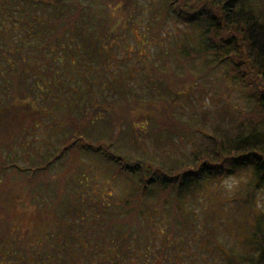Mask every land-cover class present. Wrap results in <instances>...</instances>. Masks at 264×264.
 <instances>
[{
	"label": "trees",
	"instance_id": "trees-1",
	"mask_svg": "<svg viewBox=\"0 0 264 264\" xmlns=\"http://www.w3.org/2000/svg\"><path fill=\"white\" fill-rule=\"evenodd\" d=\"M100 1L105 10L110 5L116 6V9L119 8L117 4L127 3V0ZM128 1L129 4L122 8L127 12V18H132L137 12V5L132 0ZM163 3L164 10L169 8L175 18L197 30V48L193 50V54L181 47L180 52L177 51V55L184 59L189 54L195 55L194 59L201 58L198 66H192L184 60L187 68L191 67L197 71L194 76L196 75L198 79L217 71L216 79L219 78L221 86L228 91L235 90L244 98L243 105L232 106L228 111V126L220 129L221 131L216 129L208 132L189 125L181 127L179 124L177 127L170 125L171 119L169 121L164 119L162 125H159V131H153L155 138L161 143L162 137L173 138L177 135V139L184 140L192 138L193 134L190 133L194 130L201 134L198 142L191 141L192 147L188 152L179 155L171 156L168 153L166 157L142 158L138 154L132 156L113 154L106 145L105 153L101 152L103 146H99L97 150H91L85 142L79 146L83 148L82 150L94 154L91 156L95 159L110 161L102 168L105 173L103 179L118 185L122 195L107 199L99 193L98 198L110 203L126 199L124 206L112 218L106 216V209L109 207L105 202L92 197L83 199L85 202L96 201L89 203L90 217L85 212L80 214L79 226L69 227V222L62 218V213L58 209L66 207L63 205L65 200L61 202L64 197L59 195V191L62 192L65 185L64 176L69 175L73 169L84 175L82 179L84 183L91 184V167L82 169V166H79L80 162L75 158L69 159L68 164L67 161H62V166L66 164L67 166H61V171L56 174L52 165H57V160H42L36 165H19L16 161L5 164L4 168L14 167L19 172L26 171L24 176L27 175L26 178L30 180L27 192L32 203L42 199L44 204L52 206L51 211L47 212L49 214L47 221L37 224L33 221L25 233L17 227H5L0 224V264H74L68 262L69 258L79 253L83 258L82 261L78 259V264L96 262L128 264L138 252L141 254L140 258L144 257L142 260L144 264H156L160 257L158 252L162 249H153L155 237L152 234L151 237L147 235L156 225L153 222V215L160 210L172 214L171 222L175 234L177 226L189 224L188 215L191 214L193 207L187 206L186 203L195 200L196 193H205L207 189L210 198L216 195L211 190L221 179L230 176H244L245 179L239 181L234 193L231 196H224L220 204L232 200L233 209L246 211L245 219L256 211L252 218L253 224L248 225L245 219L243 220L245 226L251 230L249 238L245 239L250 250L247 255H241L229 248L225 249L216 238V241L214 238L211 240L214 234L207 231L201 233L199 239L203 245L211 249L210 252L215 253L218 249L217 252L224 257L223 264H264V204L257 199L258 195H261L260 199H264V10H258L255 0H164ZM81 12L80 0H0V74H4L1 83L3 92L6 90L11 92L14 86V97L16 95V98L10 97L8 104L0 103V109L10 106L15 109L25 108L27 112L32 108L30 102L34 98L37 99L38 90L35 88L36 85L27 79L28 65L43 66L49 62L60 61L63 64L53 67V71L57 73L66 67V63L73 62L70 56L65 55L68 51L81 46L80 55L77 56L80 61L86 48L88 52L94 48L97 49L99 58V50L105 42L111 38L122 39L117 32L118 27L112 26L104 31L103 24L98 22L95 23L98 32L97 44L95 42L93 44L91 35L81 37L79 34ZM105 32L108 33L106 37L100 39V35ZM33 37L35 40H32ZM32 47H35V51L31 53L34 56L33 60L29 59L27 52L22 53L24 48L30 50ZM17 50L20 51L19 55ZM165 51V58L168 59L170 52ZM167 59L164 62H169ZM149 63L151 62L147 65V76L154 81L157 80L160 85L172 87L174 83L169 80L172 79L171 76ZM37 72L36 70L35 73ZM5 73L9 74L8 78L14 80L13 83ZM41 74L34 75L37 83H40V80H48V76ZM198 79L194 78L197 81L189 84L195 88ZM204 95H209L207 89ZM201 97L196 96V99L199 100ZM153 114L146 115L147 122H154V118H151ZM67 149L64 148L65 151ZM56 175L62 176L58 179L62 184L53 183L55 187L48 186L55 181ZM34 187L36 188L33 190ZM73 188L78 186L70 187L68 191L74 193ZM51 191L54 196L52 200ZM80 194L83 195V191ZM147 200L153 201L146 203ZM76 202L73 200L72 206ZM68 204L70 206V203ZM25 206L26 208L31 206L30 199ZM158 206L161 207L157 208ZM42 211L46 209L40 208L39 214ZM70 213L72 217L77 215L73 207L70 208ZM144 213L148 216L144 219L146 226H143L144 223L140 220ZM175 216H179L182 221H177ZM140 237L144 244H141ZM170 240L167 236L163 246L178 245L181 241L179 238ZM218 245L225 249L224 252L219 250Z\"/></svg>",
	"mask_w": 264,
	"mask_h": 264
},
{
	"label": "rangeland",
	"instance_id": "rangeland-1",
	"mask_svg": "<svg viewBox=\"0 0 264 264\" xmlns=\"http://www.w3.org/2000/svg\"><path fill=\"white\" fill-rule=\"evenodd\" d=\"M133 1L137 5V12L132 18H127V12L122 7L129 4L128 0L127 3L117 4L119 8L115 9L116 6L110 5L106 10L100 0H80L82 12L79 34L81 37L94 35L98 39L95 28V23L98 22L103 24L104 31L112 26L118 27L117 32L122 39L111 38L105 42L99 50V58L94 48L90 52L86 48L80 61L77 56L80 55L81 46L68 51L65 55L70 56L73 62L66 63L64 67L66 69H60L57 73L53 71V67L63 64L60 61L49 62L43 66L42 64L28 65L27 79L35 84L38 90L37 99L34 98L35 101L33 99L30 102L32 108H29L27 112L25 108L18 109L19 107L15 109L9 106L0 109V224L5 227H17L25 233L33 221L36 224L47 221L52 206L44 204L42 199L32 203L31 196L27 192L30 188V180L26 178L27 175L24 176L26 171L19 172L14 167L4 168L5 164L16 161L19 165H36L42 160H57V165H52L56 174L62 167L67 166L69 159L75 158L77 162H80L79 166H82V169L91 167V184L84 183L85 181L82 180L84 175L78 174L73 169L70 170L69 175L64 176L65 185L63 191H59V195L64 197L61 202L65 200L63 205L66 207L62 206L58 209L62 213V218L69 222V227L79 226L80 214L85 212L88 215L89 203L100 199L109 207L106 209V216L112 218L124 206L126 199L110 203L103 198H98L99 193L107 199L122 195L118 185L103 179L105 173L102 168L110 161L95 159L91 156L94 154L82 150L83 148L79 146L84 142L91 147V150H97L99 146H103L101 152L105 153L106 145L113 154L117 153L121 156L122 154L128 156L138 154L142 158L166 157L168 153L171 156L179 155L182 152H188L192 147L191 141L198 142L201 134L194 130L190 133L193 137L189 139L185 137L184 140L177 139V135L173 138L162 137L161 143L155 138L154 133L159 131V125H162L164 119L167 121L171 119L170 125L177 127L179 124L181 127L189 125L208 132L216 131V129L223 130L228 126V111L233 105H243L244 98L235 90L228 91L221 86V82H218L219 78L216 79L217 71L198 79L196 75L194 76L197 71L192 70L191 67L187 68V63L192 66H198L201 63V58L194 59L195 55H192L193 50L197 48L196 29L175 18L169 8L164 10L162 8L164 0ZM255 2L258 4V10H264V0H255ZM91 20L94 22L90 23ZM106 34L108 33L100 35V39H104ZM32 40L35 38L33 37ZM180 47L190 50L192 54L186 55L185 59L179 57L177 51L180 52ZM165 50L170 52L168 59L165 58ZM32 51H35V47L30 50L24 48L22 53L27 52L29 59L33 60ZM17 53L19 55L20 51L17 50ZM166 59L169 62H164ZM184 60L187 63L183 62ZM148 62L154 64V68L171 76L172 79L169 80L173 81V86L165 87L164 84L160 85L150 79L143 64L148 65ZM36 70L42 73L41 75L48 76V80H40V83H37L34 75L40 73L36 74ZM5 75L8 78L9 74L5 73ZM3 76L4 74H0L2 101L0 103L2 104L10 101L11 96L14 97V86L11 92L8 90L3 92L1 83ZM54 77H56L55 81ZM194 78L198 79L195 88L189 84L197 81ZM10 80L14 82L13 79ZM6 83L8 84L9 81ZM205 89L209 91L208 96L204 95ZM196 96L202 97L197 100ZM148 114H153L151 118H154L157 124L146 121ZM65 147L68 148L66 151ZM64 160L67 164L62 166L61 162ZM60 178H62L61 175L54 176L55 181L48 186L55 187L53 183L61 185L62 182L58 181ZM244 179V176L221 179L211 190L216 193L211 198L208 189L205 193H196V199L186 203L187 206L193 207L191 214L188 215L189 224L177 226L175 234L171 222L172 214L158 209L160 211L153 215V222L156 225L147 233L149 237L151 234L155 237L152 248L162 249L158 252L160 257L156 264H223L224 257L217 252L218 249L215 253L210 252L211 249L201 243L199 236L206 231L213 233L211 240L216 238L225 249L229 248L238 254L247 255L250 249L245 239L249 238L251 230L243 222L246 211L233 209L232 200L220 204L222 198L231 196L237 183ZM75 185L78 188H73L74 193H70L69 188ZM44 189L47 188L44 187ZM82 191L83 195L80 194ZM51 192L53 196V191ZM90 197L96 200L86 202L83 200ZM260 197L261 195H258L257 199L264 204V199ZM29 199L31 206L26 208L25 204ZM52 199L54 196L51 197ZM73 200L77 202L72 206ZM152 201L147 200L146 203H152ZM72 207L77 214L74 217L70 213ZM159 207L161 206L157 208ZM40 208L46 211L39 214ZM255 213L256 211L252 212L251 217L245 219L246 224H253L252 218ZM43 215L44 218H42ZM146 216L144 213L140 219L144 223L143 226H146L144 221ZM175 219L182 221L179 216H175ZM133 230L135 231V227ZM167 236L169 241L179 238L181 241L178 245H180L163 246ZM139 239L141 244H144L141 237ZM223 247L218 245L219 250L224 252ZM133 256V261L128 264H144L142 261L144 257L140 258V252ZM82 258L83 255L79 253L70 257L68 262L78 264V259L82 261ZM96 259L97 254L94 257L95 262Z\"/></svg>",
	"mask_w": 264,
	"mask_h": 264
}]
</instances>
